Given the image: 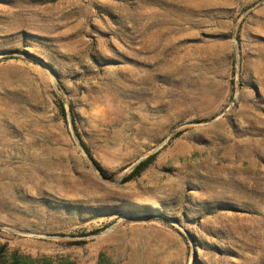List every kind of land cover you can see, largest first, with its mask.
I'll return each mask as SVG.
<instances>
[{
	"label": "rangeland",
	"instance_id": "374dc122",
	"mask_svg": "<svg viewBox=\"0 0 264 264\" xmlns=\"http://www.w3.org/2000/svg\"><path fill=\"white\" fill-rule=\"evenodd\" d=\"M3 247L264 264V0H0Z\"/></svg>",
	"mask_w": 264,
	"mask_h": 264
},
{
	"label": "trees",
	"instance_id": "16d2710c",
	"mask_svg": "<svg viewBox=\"0 0 264 264\" xmlns=\"http://www.w3.org/2000/svg\"><path fill=\"white\" fill-rule=\"evenodd\" d=\"M61 112L63 114V116H66V111L64 109L63 106H60ZM75 128V133L78 137V139L80 140V143L82 145V147L84 148V150L86 151L89 159L91 160V162L95 165V167L98 169V171L100 172V174L102 175L103 178L105 179H111L112 178V174H110L92 155L89 147L87 146V144L83 141L79 131ZM157 154H153L150 155L149 157H147L146 159H144L143 161H141L138 165H136L134 167V169L131 171V173L125 177V181H131L137 177H139L151 164H153V162L156 159ZM85 242L83 241H79V242H75L72 243L74 245H83ZM4 252H5V248H0V264H76L74 261H71L68 258H61L59 260L56 259H52V260H48L47 257H42V258H36V259H32L30 256H22L19 255L18 253H15L13 255L12 260L8 263L5 261L4 259Z\"/></svg>",
	"mask_w": 264,
	"mask_h": 264
}]
</instances>
